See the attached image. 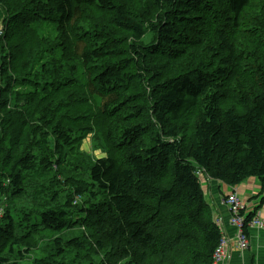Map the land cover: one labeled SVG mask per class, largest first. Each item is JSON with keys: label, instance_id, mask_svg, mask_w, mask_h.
I'll return each instance as SVG.
<instances>
[{"label": "trees", "instance_id": "1", "mask_svg": "<svg viewBox=\"0 0 264 264\" xmlns=\"http://www.w3.org/2000/svg\"><path fill=\"white\" fill-rule=\"evenodd\" d=\"M6 1L0 0V4ZM126 1L130 0H32L27 8H15V12L7 14L0 8L5 30L13 26L23 39H29L33 32L48 31L50 26L58 33L62 45L70 39L85 7L96 6L115 12L113 29L122 31L123 36L95 24L91 26V34L97 39L94 46L83 36L73 41L72 63L76 60L84 68L92 64L98 73L94 82L91 76L95 74L88 71L84 75L86 94L97 99L104 112L99 110L100 115L106 116L119 105L120 98L115 90L129 89L131 82L136 80L152 91L145 99L147 122L142 123L140 118L120 132L130 143L135 140L134 147L125 155V164L115 158L98 159L88 171L87 181L75 178L67 181L75 197L87 194L93 200L82 209L84 218L80 225L86 232L67 241L61 236H51L41 255L26 264H63L58 259L69 250L76 252L78 262L83 258L82 251L91 245L101 258L98 263L89 259L90 264H213L212 255L221 233L214 224L197 171L210 180L232 187L255 178L261 186L259 205L264 204V63L249 54L254 50L241 52L229 43L224 28L213 26L209 11L202 10V17L195 15V4L208 5L206 1L152 0L154 20L126 13L123 9ZM249 1L224 0L223 5L233 22L238 21ZM156 10L162 14L156 16ZM184 19L187 21L182 26ZM190 24L199 29L178 34ZM260 33L258 38L262 39L264 27ZM181 37L184 41L179 43ZM4 38H0V67L28 69V73L24 79H16L15 88L0 78V114H3L0 116V198L10 201L21 198L26 189L33 186L26 173L35 168L31 154L36 149L43 153L42 170L53 178L43 188L50 194V185L54 189L51 201H56L60 186L56 181L65 174L62 169L65 160L52 157L60 155L58 149L68 148L73 141L71 128H67L66 123L76 121L71 116L76 101H72L71 93L61 99L54 94L76 84L74 77L63 81L56 78L63 75L71 62L58 67L50 64L45 68L36 63L33 53L23 61L17 49L10 50L6 56L2 45ZM185 40L194 44L198 51L188 52L185 62L171 66L175 72L165 74L164 68L158 70L152 66L163 58L169 64L180 60L189 44ZM263 46L264 40L259 41L256 50ZM61 47L52 46L62 50ZM127 53L133 56L131 63L124 57L129 55ZM239 53H248V65L256 62L257 65L248 70L238 68ZM12 58L19 63L7 60ZM103 90L111 92L104 94ZM45 91H52L50 95L61 101L57 103L60 104L58 108L54 100L44 101L50 96ZM11 98L15 99L14 107L19 111H5ZM234 100L244 108L236 109L232 105ZM198 107L200 114L193 128L185 124V134L181 135L176 123L184 121L187 114ZM63 108H67L66 113ZM20 109H26L31 122L23 116L18 117ZM80 113L84 116L78 122L83 137L93 129L92 123L85 120L89 114ZM65 119L67 122L62 123ZM16 126L20 129L10 146ZM37 136L41 141H35ZM139 136H150V140H141ZM50 138L54 139V149L44 151ZM40 190L35 191L36 194ZM35 216L25 215L24 220L29 225L23 227V223L15 224L11 213H3L0 264H21L34 252L32 232L42 230L59 234L72 229L74 224L68 221L67 211L63 209H47ZM252 217V214L246 216L245 233Z\"/></svg>", "mask_w": 264, "mask_h": 264}, {"label": "rangeland", "instance_id": "2", "mask_svg": "<svg viewBox=\"0 0 264 264\" xmlns=\"http://www.w3.org/2000/svg\"><path fill=\"white\" fill-rule=\"evenodd\" d=\"M206 1L209 4H195V15L197 17H202V10L209 11L210 17L213 19V26H222L225 30V35L228 39L229 43H232L236 46V49L241 52H246L247 49L253 51L254 53H249L251 55H255L257 60L261 63H264V46L260 49L256 50L257 43L259 41L264 40V36L262 39L260 30L264 27V0H251L248 2L247 6L242 10L238 21L233 22L226 11L225 5H223L224 0H201ZM32 3V0H7L3 4H0V8H3L5 13L15 12V8H27ZM123 9L126 13L130 15H134L138 18V14L143 16H148L154 20L152 17V12L154 10L152 6V0H130L126 1L123 4ZM82 10V9H81ZM159 11V10H158ZM156 10V16L161 15L162 13ZM115 16V12L108 11V10H101L96 6L85 7L82 12V18L77 21L73 27V32L71 34L70 39L67 43L59 44L60 38L57 32L52 28L48 31H36L33 32V35H30L29 39H23V35L20 34L19 31H16L13 26L8 28V31L5 30V27L2 25V17L0 18V38H4L5 35H8L4 38L2 45L4 46V54L7 56L10 50L17 49L19 53V59L23 61L25 56L31 55V53L36 54L38 65H44L45 68L49 67L50 64L58 67L59 64H67V61H70L71 64L66 69H64L63 75L61 77L56 76L59 81H63L67 77H74L76 79V84L71 86L70 88H62L61 90L57 91L54 96L56 98H65L68 93H71L72 101H76L73 105V110L71 116H74L76 121L74 123L67 122V120H63L62 123H66L67 128H71L72 131V143L71 145L64 149L58 151L59 154H54L52 157L53 160L58 159L61 157L65 160L62 169L64 170L65 174L58 178L56 182L60 183L59 188H57V200L51 201L52 193L54 189H51L49 185V191L44 186L47 187L48 180L52 178L46 174L42 169L43 166L40 163L42 152L37 151L36 149L32 150L33 159L35 161V168L31 171H28V179L33 182V186H29L26 189V194L17 199L8 200L6 197L0 198V218L3 216L4 212H9L13 215L15 224L18 226V223H23V227H27L29 223L25 221V215L30 214L34 217L39 211L47 210V209H63L67 211L68 214V221L70 223H74L72 229L65 230L59 234H52L49 231L42 232L36 231L32 232L35 235V242L32 244L35 245V250L32 252L24 261H21V264H26L30 259L33 257H38L41 255V250L43 247L51 240V236L57 237L61 236L65 241L69 239H74L84 232H86L83 227L80 225V220L84 218V214L82 213V209L87 208L93 200L89 197V195H83L80 197H75L72 193L71 187L67 184V181L75 178L77 180H88V171L90 170L92 164L98 159H105V158H115L119 162H123L125 164V155L126 153L134 147L135 140L131 141V143L124 137L121 136L120 132L123 128L128 127L130 124L134 123V121L145 123L146 120V102L145 99L152 93L147 88H144L140 85L136 80L132 81L130 84L129 89H117L115 92L118 93L120 101L118 102L119 105L114 107L112 114L107 113L106 116L100 115L104 113L102 108L98 106V101L96 98H92L89 96L84 85V75L90 71L91 74H95L91 76L92 82H94V77L98 75V73L94 70L96 66L88 65L84 68V66L79 63L78 61L71 60V47L73 45V41L76 37L83 36L86 38V41L89 43L90 46H94L97 39L91 34L92 25H99L100 27H108L112 29L116 35H124L122 31L117 29L116 27L113 29L112 20ZM191 18V17H190ZM187 19H184L182 24L185 25ZM52 23L51 25H53ZM50 25V24H49ZM35 27V25H34ZM193 29H199L193 24H190L189 27H186L178 32V34H188L193 31ZM212 31V29H210ZM264 35V34H263ZM27 36V35H26ZM183 37L179 38V43L184 41ZM30 40V41H29ZM189 42L186 51L181 56L180 60L174 61V63L169 64L166 62V59H160L158 63L152 65L155 66L158 70L164 68L165 74L169 72H175L171 66H177V62H182L184 59L186 61V54L188 52H196V46L191 45L189 40H185ZM239 41V42H238ZM149 42V36L147 43ZM119 43V42H118ZM247 43L253 44L249 46ZM58 44L62 50L59 48H52L53 45ZM146 44V43H145ZM153 45V44H152ZM175 45L179 47V44L176 43ZM185 45V44H183ZM123 44H120L119 47H122ZM63 47L65 49H63ZM146 47V46H144ZM123 48V47H122ZM127 48V46H126ZM125 48V49H126ZM65 51V52H63ZM128 51V49H126ZM129 54V53H127ZM248 53H239L240 59L237 60L238 68L240 66L248 70L250 66H256L257 62L254 65H248L250 60L247 56ZM129 59L131 63V59L133 56L130 54L124 56ZM9 62H16L19 63L18 59L12 58L7 59ZM183 61V62H185ZM182 62V63H183ZM181 65V64H180ZM131 68V64L128 65ZM216 67L219 68V63H216ZM74 68V71H73ZM91 70H88V69ZM172 69V70H171ZM163 70V69H162ZM28 69H20L8 66L6 69L5 66L0 67V78L4 82H9L12 87H16V79L20 81V78L27 76ZM97 73V74H96ZM21 84V83H20ZM25 87V86H23ZM106 91L111 90H103L105 94ZM46 95H50L52 91L46 92ZM45 93L43 95H45ZM48 93V94H47ZM45 95V96H46ZM129 95V96H126ZM234 97H237L234 94ZM60 98V99H61ZM37 99V97H36ZM44 100L45 97L42 96ZM54 100L56 103L54 104L55 107H59L60 104H57L61 101H56L52 95L47 97L44 101H51ZM84 100V101H83ZM87 100V101H85ZM38 103V101H35ZM36 105V104H34ZM232 105L236 106V109H242L244 107L238 106L236 100L232 101ZM15 99L11 98L8 106L6 107L5 111H19V109H15ZM23 109V108H22ZM20 109L19 118L21 116L25 117L28 121L31 120V116L29 113L26 112V109ZM64 113L67 112V108H63ZM100 110V112H99ZM86 112L89 114V118L85 119L87 122L92 123L93 131L90 133L85 134V136H81L79 132L81 129L78 125L79 120L83 119V114L80 112ZM25 114V115H23ZM200 114L199 107L196 108L192 113L187 114L186 118L182 122L176 123L177 128L179 129L181 135H184L185 124H188L189 127L193 128V123L196 121V117ZM3 114H0L2 116ZM133 117V118H132ZM131 118L130 122H127L126 119ZM17 129H20V126H16L10 139V143L8 145H12V140L15 139L16 134L18 133ZM116 132V133H115ZM1 135V134H0ZM188 136H190L188 134ZM187 136V137H188ZM134 137V136H133ZM140 137V136H139ZM32 139V138H31ZM140 139L150 140V136L140 137ZM34 140V139H32ZM35 141H41V137L37 136ZM54 139L50 138L47 140V144L44 146V151L46 149H54ZM130 143V144H129ZM130 146L128 148V146ZM25 148V145H22V149ZM30 153V151H29ZM52 155V154H50ZM197 177L199 179V183L203 190V193L206 192L204 185L206 184V180L208 179L206 175L201 172L197 171ZM1 178V177H0ZM53 179V178H52ZM210 180V179H209ZM39 193L36 194L35 191L39 190ZM236 193L231 192L227 194L224 198V203L226 204L227 196ZM237 194V193H236ZM237 197L240 199L239 195ZM260 199V197H257ZM256 198L251 199L254 201ZM241 201V199H240ZM10 202V204H9ZM243 204V202L241 201ZM228 211L230 212L229 205L227 206ZM244 210V204H243ZM242 210V212H243ZM36 217V216H35ZM216 221H214L216 225ZM32 224V223H31ZM247 229V228H246ZM53 239V238H52ZM80 261H76V252L73 250H69V253L62 258L58 259L59 262L63 264H90L88 262L91 259L94 263H98L100 261L101 256L95 254V250L92 247L86 246L85 250L82 251Z\"/></svg>", "mask_w": 264, "mask_h": 264}, {"label": "crops", "instance_id": "3", "mask_svg": "<svg viewBox=\"0 0 264 264\" xmlns=\"http://www.w3.org/2000/svg\"><path fill=\"white\" fill-rule=\"evenodd\" d=\"M204 188L205 198L211 206L213 221H219L221 237L226 239L228 245L226 260L218 264H264V228L247 227L249 246L241 251L236 246L237 229L230 225V212L224 203L227 194L236 192L244 204V215L252 214V218L264 220V204L259 205L260 199L257 198L261 191L258 180L249 178L240 185L232 187L207 179ZM254 198L256 199L251 201Z\"/></svg>", "mask_w": 264, "mask_h": 264}, {"label": "built area", "instance_id": "4", "mask_svg": "<svg viewBox=\"0 0 264 264\" xmlns=\"http://www.w3.org/2000/svg\"><path fill=\"white\" fill-rule=\"evenodd\" d=\"M227 206L229 205L230 209V225L234 226L237 229L236 234V246L241 251L245 250L249 246V241L247 234L245 233V219L246 216L242 212L243 204L240 199L237 197L236 193H232L227 196L226 199ZM219 221H216V225L219 226ZM257 226L259 228H264V220L257 219V217L251 218L249 222L246 224L247 227ZM227 244L224 239H221L217 247L215 248L212 261L213 264H218L220 262H224L227 258Z\"/></svg>", "mask_w": 264, "mask_h": 264}, {"label": "bare ground", "instance_id": "5", "mask_svg": "<svg viewBox=\"0 0 264 264\" xmlns=\"http://www.w3.org/2000/svg\"><path fill=\"white\" fill-rule=\"evenodd\" d=\"M5 180V179H4ZM219 229H220V224H219V226H217ZM221 239H224V238H222L221 237ZM225 241H226V239H224ZM226 244H227V241H226ZM228 246V245H227Z\"/></svg>", "mask_w": 264, "mask_h": 264}]
</instances>
